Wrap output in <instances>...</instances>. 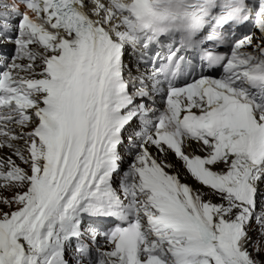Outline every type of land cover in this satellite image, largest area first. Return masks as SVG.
Listing matches in <instances>:
<instances>
[{
    "label": "snow or ice",
    "instance_id": "snow-or-ice-1",
    "mask_svg": "<svg viewBox=\"0 0 264 264\" xmlns=\"http://www.w3.org/2000/svg\"><path fill=\"white\" fill-rule=\"evenodd\" d=\"M0 264H264V0H0Z\"/></svg>",
    "mask_w": 264,
    "mask_h": 264
},
{
    "label": "bare ground",
    "instance_id": "bare-ground-1",
    "mask_svg": "<svg viewBox=\"0 0 264 264\" xmlns=\"http://www.w3.org/2000/svg\"><path fill=\"white\" fill-rule=\"evenodd\" d=\"M126 63H128V61H126ZM132 72H142V66H138L135 64V62L133 61L132 65ZM169 161H171L174 165H176L177 168L180 169V173H181V177L182 179H184L186 182L188 183H192L194 184L195 182L191 180L190 177L187 176V174L184 172V170L180 167V163L171 155H169L168 157Z\"/></svg>",
    "mask_w": 264,
    "mask_h": 264
}]
</instances>
